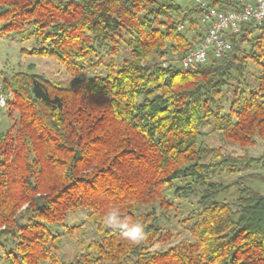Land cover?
Listing matches in <instances>:
<instances>
[{"label": "trees", "instance_id": "obj_1", "mask_svg": "<svg viewBox=\"0 0 264 264\" xmlns=\"http://www.w3.org/2000/svg\"><path fill=\"white\" fill-rule=\"evenodd\" d=\"M221 3L232 6L210 5ZM199 12L172 0H0V41L28 42L22 53L79 77L61 87L0 72L13 95L0 264H264V195L218 180L264 169V150L250 155L264 149V25H242L221 57L185 70L204 36ZM232 188L234 202L221 199ZM113 207L144 224L141 243L104 223Z\"/></svg>", "mask_w": 264, "mask_h": 264}, {"label": "rangeland", "instance_id": "obj_2", "mask_svg": "<svg viewBox=\"0 0 264 264\" xmlns=\"http://www.w3.org/2000/svg\"><path fill=\"white\" fill-rule=\"evenodd\" d=\"M172 2L180 7H190L194 5L195 0H172ZM30 44L28 42L20 41L16 38H5L0 41V72L5 74H12L16 72H24L27 74H38L45 78L48 82L55 86H67L76 78L73 77L61 66L57 61L51 58H43L35 55H29L22 53L21 50L29 49ZM7 106L1 108L0 113V132L5 131L9 126V119L6 114ZM208 144L212 147H217L220 144L218 138L210 137ZM227 152H235V154H242L240 150L234 147L222 145ZM262 147H257L250 151V155L259 156L263 152ZM250 174L264 175V169H252L247 172H240L234 175L220 174L218 180L224 185L231 182H243L250 185L255 191L264 195V183L254 178L247 177ZM251 177V176H250ZM237 195L235 188H232L226 195L221 196V199L225 198L228 202H234ZM86 215L80 211L76 212L73 216V223H79L84 220ZM182 230L177 227L173 228L172 232L179 233V238H186V234L181 232ZM65 251L73 250L71 244L66 242L64 246Z\"/></svg>", "mask_w": 264, "mask_h": 264}, {"label": "built area", "instance_id": "obj_3", "mask_svg": "<svg viewBox=\"0 0 264 264\" xmlns=\"http://www.w3.org/2000/svg\"><path fill=\"white\" fill-rule=\"evenodd\" d=\"M211 1L194 2L200 10L199 20L205 31L202 40L180 60V65L185 70L204 63L208 56L221 57L230 49L228 35L238 33L242 25L249 24L254 28L264 25V0H226L232 2V6L228 8L222 3L210 5ZM185 29V24L178 25V30ZM12 97L11 91L3 90L0 86V98L3 99L0 108L5 107Z\"/></svg>", "mask_w": 264, "mask_h": 264}, {"label": "clouds", "instance_id": "obj_4", "mask_svg": "<svg viewBox=\"0 0 264 264\" xmlns=\"http://www.w3.org/2000/svg\"><path fill=\"white\" fill-rule=\"evenodd\" d=\"M2 103L3 99L0 98V104ZM104 223L114 231H118L122 238L132 244H139L146 237L145 226L142 222L122 219L119 210L115 207L106 211Z\"/></svg>", "mask_w": 264, "mask_h": 264}]
</instances>
